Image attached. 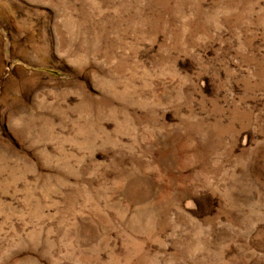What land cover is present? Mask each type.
<instances>
[{
  "label": "rangeland",
  "instance_id": "1",
  "mask_svg": "<svg viewBox=\"0 0 264 264\" xmlns=\"http://www.w3.org/2000/svg\"><path fill=\"white\" fill-rule=\"evenodd\" d=\"M0 264H264V0H0Z\"/></svg>",
  "mask_w": 264,
  "mask_h": 264
}]
</instances>
